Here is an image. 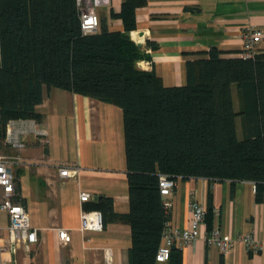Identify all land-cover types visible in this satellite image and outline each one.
Masks as SVG:
<instances>
[{
  "label": "trees",
  "instance_id": "1",
  "mask_svg": "<svg viewBox=\"0 0 264 264\" xmlns=\"http://www.w3.org/2000/svg\"><path fill=\"white\" fill-rule=\"evenodd\" d=\"M145 3L121 0L118 10L109 9L121 30H109L101 16L97 30L83 33L76 0H0V143L9 120L39 119L35 106L44 89L62 88L120 107L129 210L115 212L110 196L84 208L100 212L102 227L128 223V264H156L169 220L161 173L175 181L229 180L231 188L251 181L255 201L264 200V51L226 56L211 46L206 56L185 62L184 84L166 86L153 69L138 66L150 56L130 37L135 11ZM146 48L156 43L147 40ZM205 209L209 230L210 203ZM164 264H182L181 248L173 245Z\"/></svg>",
  "mask_w": 264,
  "mask_h": 264
},
{
  "label": "crops",
  "instance_id": "2",
  "mask_svg": "<svg viewBox=\"0 0 264 264\" xmlns=\"http://www.w3.org/2000/svg\"><path fill=\"white\" fill-rule=\"evenodd\" d=\"M120 3L109 0L100 7L109 30L122 29L119 19L108 16L109 9L118 10ZM135 17L130 37L150 56L139 65L153 69L166 86L184 84L185 62L206 56L211 46L226 56H246L242 54L246 25L262 32L253 52L264 51V0H146L136 9ZM147 40L155 42L156 48H146ZM232 100L238 110L235 85ZM35 110L40 117L33 119V129L43 133H25L21 149L2 141L0 155L9 160L17 200L28 211L37 240L19 244L14 250L4 248L0 264H128V223L111 222L100 230L80 226V212L97 211L84 206L100 196H110L117 213L129 210L121 108L52 87L44 89ZM236 126L240 133L239 117ZM61 166H68L74 176L61 177ZM254 189V183L247 180L236 181L233 188L229 180L190 177L176 181L171 192L163 196L169 203L170 226L187 228L189 203L197 200L205 208L210 203L212 226L217 225L223 235L234 240L230 250L220 252L204 242V224L199 235L181 247L182 264H264V200L255 201ZM81 192L89 194L88 200L79 199ZM7 226V213L0 209L1 245L7 243ZM60 228L70 234L66 243L57 236ZM244 234L258 240L257 252L248 251L241 240Z\"/></svg>",
  "mask_w": 264,
  "mask_h": 264
},
{
  "label": "built area",
  "instance_id": "3",
  "mask_svg": "<svg viewBox=\"0 0 264 264\" xmlns=\"http://www.w3.org/2000/svg\"><path fill=\"white\" fill-rule=\"evenodd\" d=\"M108 4L109 0H76L80 28L83 33L93 32L99 28V8ZM261 34V30L252 26L246 25L244 27L242 32L243 55L250 56L253 54V47ZM144 63L146 62H138V66ZM25 122H28V124H25ZM33 124V119L9 120L5 127V140L16 149L23 148L22 137L25 133L30 131L35 134L43 133L40 130H34ZM58 174L63 178H69L74 176V171L72 172L68 166H61ZM158 185L160 194L164 196L171 192L176 185V181L169 175L161 173L158 176ZM88 198L89 194L87 192L79 194L81 201H86ZM164 206L168 212L169 203L164 201ZM189 208L191 217L187 228L176 229L170 226L169 220L164 222L161 242L155 253L156 262L164 263L168 259L173 245L181 248L199 235L200 228L204 225L206 209L197 200L190 201ZM0 209L5 210L8 216L7 243L5 245L0 244V251L4 248L14 250L19 244L36 242L37 229L31 225L28 211L24 205L17 200L15 178L9 166V160L4 155H0ZM213 212L217 214L216 209ZM80 226L83 229L100 230L102 228L100 212L82 210L80 212ZM57 236L64 243L70 240V234L63 228L57 230ZM203 239L207 245L216 247L222 253L230 250L234 244V240L223 235L217 225H213L209 230H206ZM241 240L246 244L248 251L257 252L259 250V242L251 234L242 235ZM105 259L107 262L109 261L108 250L105 252Z\"/></svg>",
  "mask_w": 264,
  "mask_h": 264
},
{
  "label": "rangeland",
  "instance_id": "4",
  "mask_svg": "<svg viewBox=\"0 0 264 264\" xmlns=\"http://www.w3.org/2000/svg\"><path fill=\"white\" fill-rule=\"evenodd\" d=\"M99 10H100V8H99ZM99 16H100V18H101V12L99 11ZM237 131H238V135H240V133H239V129L237 128ZM240 137V136H239Z\"/></svg>",
  "mask_w": 264,
  "mask_h": 264
}]
</instances>
